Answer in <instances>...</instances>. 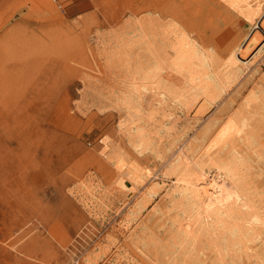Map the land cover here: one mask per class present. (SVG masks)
Here are the masks:
<instances>
[{
  "label": "rangeland",
  "instance_id": "1",
  "mask_svg": "<svg viewBox=\"0 0 264 264\" xmlns=\"http://www.w3.org/2000/svg\"><path fill=\"white\" fill-rule=\"evenodd\" d=\"M218 3L0 0V264H264V49L198 104L152 83L153 37L197 48Z\"/></svg>",
  "mask_w": 264,
  "mask_h": 264
},
{
  "label": "bare ground",
  "instance_id": "2",
  "mask_svg": "<svg viewBox=\"0 0 264 264\" xmlns=\"http://www.w3.org/2000/svg\"><path fill=\"white\" fill-rule=\"evenodd\" d=\"M217 1L218 6L226 11L228 20L220 33H216L218 30L213 28L209 36H206V31L200 30L203 33L198 36L200 38L197 40V48L194 42L192 43L188 36L184 35L185 33L174 32L176 40L174 39L173 42V52L166 50L168 54L170 53L168 55L162 52L160 41L153 37L150 44L152 83L156 87V92L158 89V94L164 92L160 89L163 90L169 85V91L179 100L192 105L196 102L198 104L200 99L205 97L203 100H206V94L212 92L218 83H223V79L238 78L242 68L249 70L261 54L264 49V0ZM256 16L260 17L258 22L253 21L251 26L246 28L247 30L238 32L236 26L252 21ZM254 51L255 53L248 60V56ZM154 107L155 110L160 109L161 102L156 100ZM227 123L230 128L235 127V131L237 130V121L234 118H228ZM229 184L230 178L214 173L213 176L204 175L201 179H196L189 191L196 203L200 206L202 204L206 212L221 214L229 210L230 203L236 195L235 192H230Z\"/></svg>",
  "mask_w": 264,
  "mask_h": 264
},
{
  "label": "built area",
  "instance_id": "3",
  "mask_svg": "<svg viewBox=\"0 0 264 264\" xmlns=\"http://www.w3.org/2000/svg\"><path fill=\"white\" fill-rule=\"evenodd\" d=\"M52 1H55L56 2L57 0H52Z\"/></svg>",
  "mask_w": 264,
  "mask_h": 264
}]
</instances>
